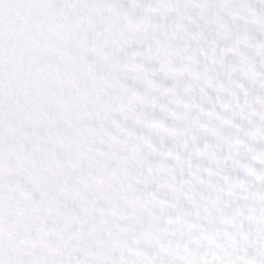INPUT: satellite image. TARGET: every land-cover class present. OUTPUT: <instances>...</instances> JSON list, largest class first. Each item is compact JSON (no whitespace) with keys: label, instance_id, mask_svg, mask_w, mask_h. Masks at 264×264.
<instances>
[{"label":"snow or ice","instance_id":"1","mask_svg":"<svg viewBox=\"0 0 264 264\" xmlns=\"http://www.w3.org/2000/svg\"><path fill=\"white\" fill-rule=\"evenodd\" d=\"M0 264H264V0H0Z\"/></svg>","mask_w":264,"mask_h":264}]
</instances>
